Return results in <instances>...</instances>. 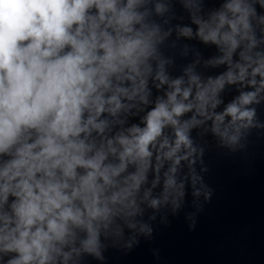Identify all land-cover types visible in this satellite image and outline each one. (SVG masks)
Instances as JSON below:
<instances>
[{
	"label": "clouds",
	"instance_id": "9594fccd",
	"mask_svg": "<svg viewBox=\"0 0 264 264\" xmlns=\"http://www.w3.org/2000/svg\"><path fill=\"white\" fill-rule=\"evenodd\" d=\"M262 108L264 0H0V264H104L189 196L194 231Z\"/></svg>",
	"mask_w": 264,
	"mask_h": 264
},
{
	"label": "water",
	"instance_id": "95a60500",
	"mask_svg": "<svg viewBox=\"0 0 264 264\" xmlns=\"http://www.w3.org/2000/svg\"><path fill=\"white\" fill-rule=\"evenodd\" d=\"M260 113L264 120V108ZM249 139L245 153L225 155L215 148L206 153L205 180L215 192L194 231L184 219L194 211L189 196L179 216L169 217V226L154 224L151 241L141 239L127 254L109 249L104 264H264V134ZM153 249H159V259ZM87 264L99 262L88 258Z\"/></svg>",
	"mask_w": 264,
	"mask_h": 264
}]
</instances>
